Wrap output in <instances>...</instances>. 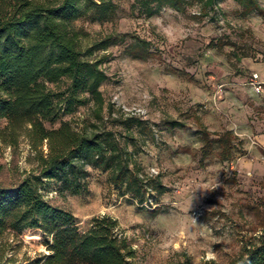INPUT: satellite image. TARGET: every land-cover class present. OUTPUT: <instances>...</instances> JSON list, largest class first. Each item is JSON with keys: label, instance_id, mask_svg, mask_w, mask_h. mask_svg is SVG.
<instances>
[{"label": "rangeland", "instance_id": "rangeland-1", "mask_svg": "<svg viewBox=\"0 0 264 264\" xmlns=\"http://www.w3.org/2000/svg\"><path fill=\"white\" fill-rule=\"evenodd\" d=\"M110 1L107 21L74 23L83 55L106 76L100 117L86 100L45 127L68 122L76 131H113L159 187L140 203L88 168L86 193H62L50 183L43 196L72 213L82 232L94 217L116 219L134 264H230L264 230V0L249 14L234 0H185L182 12L166 7L152 17L134 0ZM108 37L117 42L104 49ZM138 40L147 44V59L129 53ZM253 74L263 82L260 93ZM68 83L49 86L64 92ZM199 124L211 139L232 132L233 160L221 162L215 152L202 158ZM40 152L47 153L46 143L35 150L25 135L13 145L0 141V185L37 174ZM47 253L36 230L0 238L5 260L29 264Z\"/></svg>", "mask_w": 264, "mask_h": 264}, {"label": "trees", "instance_id": "trees-1", "mask_svg": "<svg viewBox=\"0 0 264 264\" xmlns=\"http://www.w3.org/2000/svg\"><path fill=\"white\" fill-rule=\"evenodd\" d=\"M234 1L244 14L261 11L257 0ZM134 3L147 17L166 7L177 12L185 8V0ZM113 13L110 0H0V141L13 145L25 135L35 150L44 143L47 146V153L38 155L37 174L12 187L0 185V238L9 231L36 230L48 252L29 264H134V252L120 235L116 219L94 217L82 232L72 213L52 206L42 193L50 183L62 193H86L88 168L106 173L114 188H124L140 203L159 187L141 174L134 153L128 151L127 143L120 144L113 131H76L68 122L55 129L45 127L46 122H56L86 100L94 103L95 115L100 117L104 104L100 86L106 76L98 61L83 55L81 34L74 23L82 18L107 21ZM111 39L102 42L104 49L117 42ZM138 42L130 55L147 59L146 42ZM63 81L69 82L64 92L49 86ZM199 134L202 158L215 152L221 162L233 160L237 148L232 132L211 139L199 124ZM0 264L19 263L0 254ZM230 264H264V230Z\"/></svg>", "mask_w": 264, "mask_h": 264}, {"label": "built area", "instance_id": "built-area-1", "mask_svg": "<svg viewBox=\"0 0 264 264\" xmlns=\"http://www.w3.org/2000/svg\"><path fill=\"white\" fill-rule=\"evenodd\" d=\"M251 85L256 93H260L262 91L263 82L259 81V77L257 74L252 75Z\"/></svg>", "mask_w": 264, "mask_h": 264}]
</instances>
